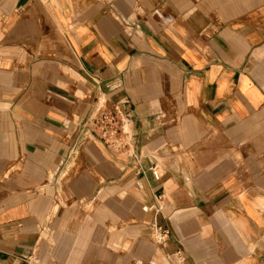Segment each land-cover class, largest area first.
Instances as JSON below:
<instances>
[{
    "label": "crops",
    "instance_id": "0c3cea01",
    "mask_svg": "<svg viewBox=\"0 0 264 264\" xmlns=\"http://www.w3.org/2000/svg\"><path fill=\"white\" fill-rule=\"evenodd\" d=\"M26 258L264 264V0H0V264Z\"/></svg>",
    "mask_w": 264,
    "mask_h": 264
},
{
    "label": "built area",
    "instance_id": "2783aa9c",
    "mask_svg": "<svg viewBox=\"0 0 264 264\" xmlns=\"http://www.w3.org/2000/svg\"><path fill=\"white\" fill-rule=\"evenodd\" d=\"M133 112L122 105L111 109H102L92 120L88 126V130L99 140L107 146L118 147V140L121 137L126 123L132 118ZM152 174L155 179H159V172L157 169H152ZM162 195H158L161 198ZM161 242H165L169 235V230L165 227H159ZM180 251H177L179 254ZM24 264H41L40 262L31 258L24 259Z\"/></svg>",
    "mask_w": 264,
    "mask_h": 264
}]
</instances>
